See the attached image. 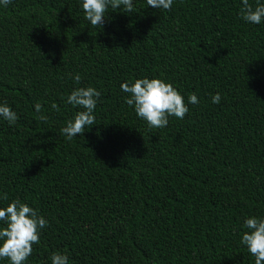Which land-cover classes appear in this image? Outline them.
<instances>
[{"label": "trees", "instance_id": "obj_1", "mask_svg": "<svg viewBox=\"0 0 264 264\" xmlns=\"http://www.w3.org/2000/svg\"><path fill=\"white\" fill-rule=\"evenodd\" d=\"M133 3L101 27L82 0L0 4V104L18 116L0 117V208L19 200L48 221L24 264L57 251L68 264H255L240 241L264 219V19L243 20L242 0ZM140 78L171 83L185 117L149 128L120 87ZM88 86L95 124L68 140L82 109L67 97Z\"/></svg>", "mask_w": 264, "mask_h": 264}, {"label": "clouds", "instance_id": "obj_2", "mask_svg": "<svg viewBox=\"0 0 264 264\" xmlns=\"http://www.w3.org/2000/svg\"><path fill=\"white\" fill-rule=\"evenodd\" d=\"M147 5L156 8L170 10L173 0H146ZM11 0H0V4L7 6ZM240 15L243 20L253 24H260L264 19V2L257 0L253 7L249 0H242ZM123 8L126 13H133V0H82V9L85 19L93 27H101L104 23L108 8ZM71 75V74H69ZM72 79L78 84L81 80L77 73ZM121 90L129 94L125 103L134 106L137 117L142 118L149 128H163L168 124V118L174 116L183 119L188 112V107L181 93L171 83L159 78H140L133 83H122ZM101 92L94 87L75 88L67 97V103L82 109L76 112L74 118L66 123L61 132L68 140H72L77 134H82L85 129L95 124L93 115ZM220 94L212 96L213 103L220 102ZM188 102L199 103L197 96L192 93L188 96ZM38 119L47 121V116L42 113V105L35 104ZM51 107L59 111L53 103ZM0 117H3L10 125L18 119L17 113L6 103L0 104ZM4 199H7L5 196ZM0 221L6 226L0 228V259H7L10 264H24L32 254L33 245L40 243V230L45 228L48 221L28 204L19 200H13L6 207L0 208ZM244 227L249 231L242 234L240 243L247 247L248 252L255 258V264H264V219L250 217L244 221ZM51 264H68L67 255L57 251L51 255Z\"/></svg>", "mask_w": 264, "mask_h": 264}]
</instances>
